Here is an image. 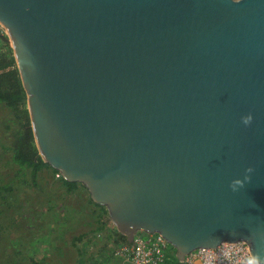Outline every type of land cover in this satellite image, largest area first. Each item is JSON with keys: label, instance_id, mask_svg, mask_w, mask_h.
I'll use <instances>...</instances> for the list:
<instances>
[{"label": "water", "instance_id": "water-1", "mask_svg": "<svg viewBox=\"0 0 264 264\" xmlns=\"http://www.w3.org/2000/svg\"><path fill=\"white\" fill-rule=\"evenodd\" d=\"M0 21L40 155L128 243L264 264V0H0Z\"/></svg>", "mask_w": 264, "mask_h": 264}, {"label": "rangeland", "instance_id": "rangeland-1", "mask_svg": "<svg viewBox=\"0 0 264 264\" xmlns=\"http://www.w3.org/2000/svg\"><path fill=\"white\" fill-rule=\"evenodd\" d=\"M0 43V53L14 54L11 43ZM19 130L12 110L0 102V264H132L115 253L116 227L83 183L67 186L51 165L32 179V168L13 161Z\"/></svg>", "mask_w": 264, "mask_h": 264}, {"label": "built area", "instance_id": "built-area-1", "mask_svg": "<svg viewBox=\"0 0 264 264\" xmlns=\"http://www.w3.org/2000/svg\"><path fill=\"white\" fill-rule=\"evenodd\" d=\"M0 34L9 36L7 27L1 21ZM171 246L160 233L138 231L131 243L119 244L115 253L122 258V262L132 264H179L174 246L172 256L175 257L172 261L169 259ZM253 256L246 241H224L216 247L193 250L185 256L183 264H248Z\"/></svg>", "mask_w": 264, "mask_h": 264}, {"label": "trees", "instance_id": "trees-1", "mask_svg": "<svg viewBox=\"0 0 264 264\" xmlns=\"http://www.w3.org/2000/svg\"><path fill=\"white\" fill-rule=\"evenodd\" d=\"M3 42L7 44V42ZM0 102L5 103L6 106L12 110L14 118L20 125V130L16 133L12 141V159L15 163L20 165V167L25 166L32 168V179H35L39 168L43 165H50L43 160L35 142L31 127V119L27 108V95L13 53L10 55L6 52L0 53ZM63 181L69 187L73 185V182L64 179ZM115 233L118 236V244L128 243L125 235L118 232L117 229ZM34 264L41 263L34 262Z\"/></svg>", "mask_w": 264, "mask_h": 264}, {"label": "clouds", "instance_id": "clouds-1", "mask_svg": "<svg viewBox=\"0 0 264 264\" xmlns=\"http://www.w3.org/2000/svg\"><path fill=\"white\" fill-rule=\"evenodd\" d=\"M251 121H252V116H251L250 114H249L248 116H245V117L243 118V122H244L245 124H249ZM248 171L251 172L252 169L249 168ZM242 184H243V181L237 179V180H235V181L233 182L232 187H233V189H235L237 185H242ZM248 264H261V261H260V259H259L258 257L253 256V257H251L250 260L248 261Z\"/></svg>", "mask_w": 264, "mask_h": 264}, {"label": "crops", "instance_id": "crops-1", "mask_svg": "<svg viewBox=\"0 0 264 264\" xmlns=\"http://www.w3.org/2000/svg\"><path fill=\"white\" fill-rule=\"evenodd\" d=\"M2 43L5 44L3 41H2ZM0 44H1V43H0ZM113 233H115V230H113ZM115 234H116V233H115ZM108 257L110 258V253H109V255L107 256V258H108Z\"/></svg>", "mask_w": 264, "mask_h": 264}]
</instances>
